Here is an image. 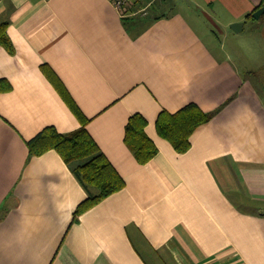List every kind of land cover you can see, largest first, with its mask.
Segmentation results:
<instances>
[{"label": "crops", "instance_id": "crops-1", "mask_svg": "<svg viewBox=\"0 0 264 264\" xmlns=\"http://www.w3.org/2000/svg\"><path fill=\"white\" fill-rule=\"evenodd\" d=\"M261 1L123 16L110 0H0V264H264V16L245 19ZM51 76L125 182L76 220L83 162L26 144L80 127ZM188 104L213 116L178 153L155 124ZM135 114L157 148L145 165L124 142Z\"/></svg>", "mask_w": 264, "mask_h": 264}, {"label": "trees", "instance_id": "trees-1", "mask_svg": "<svg viewBox=\"0 0 264 264\" xmlns=\"http://www.w3.org/2000/svg\"><path fill=\"white\" fill-rule=\"evenodd\" d=\"M261 7H264V0L261 1L257 10ZM253 13L254 11L248 14L245 19L253 20ZM6 29L7 23H0V45L9 54H13V44ZM49 79L69 109L78 118L80 127L69 134H61L54 127H46L26 144L30 157L55 151L67 164L75 161L83 162L72 169L75 178L88 193V198L81 202L74 212L76 220L83 212L122 190L125 182L88 133L89 120L82 115L60 81L55 76H51ZM212 116L213 113L204 112L196 104H188L174 113L160 112L155 124L156 131L161 138L172 145L175 151L185 153L190 148L192 133L199 126L207 123ZM146 126L147 121L140 114L130 117L125 126L124 142L140 165L149 163L157 154L156 146L145 132Z\"/></svg>", "mask_w": 264, "mask_h": 264}, {"label": "built area", "instance_id": "built-area-1", "mask_svg": "<svg viewBox=\"0 0 264 264\" xmlns=\"http://www.w3.org/2000/svg\"><path fill=\"white\" fill-rule=\"evenodd\" d=\"M113 6L117 9V11L123 16L129 14L132 9L136 8V4L141 0H110ZM151 3L147 4L142 8H138L136 13L137 15L144 16L147 14L148 9Z\"/></svg>", "mask_w": 264, "mask_h": 264}, {"label": "water", "instance_id": "water-1", "mask_svg": "<svg viewBox=\"0 0 264 264\" xmlns=\"http://www.w3.org/2000/svg\"><path fill=\"white\" fill-rule=\"evenodd\" d=\"M264 14V7H261L260 9H258L257 11H255L253 13V18L254 19H259L262 15ZM242 27V24L241 23H235V24H232L230 26V28L234 31V32H238L239 31V28Z\"/></svg>", "mask_w": 264, "mask_h": 264}]
</instances>
